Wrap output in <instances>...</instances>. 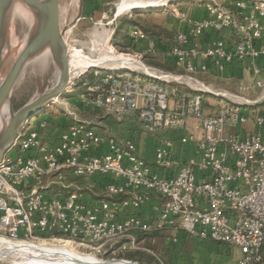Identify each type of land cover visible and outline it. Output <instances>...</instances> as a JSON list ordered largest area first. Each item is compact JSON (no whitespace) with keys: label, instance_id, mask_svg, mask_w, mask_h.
I'll use <instances>...</instances> for the list:
<instances>
[{"label":"built area","instance_id":"obj_1","mask_svg":"<svg viewBox=\"0 0 264 264\" xmlns=\"http://www.w3.org/2000/svg\"><path fill=\"white\" fill-rule=\"evenodd\" d=\"M194 1L203 4V18L157 3L183 26L165 51L175 69L189 78L209 65L221 74L247 61L257 74L264 0ZM205 34L213 38L202 45ZM127 38L145 41L140 51L119 54L132 63L84 68L66 89H80L84 106L132 121L133 137L106 136L69 109L65 125L27 120L0 159V238L157 258L146 236L177 231L218 245L229 259L237 251L232 264H264V97L226 100L207 88L180 93L172 72L142 62L156 49L154 37L129 27ZM204 93L218 99L215 112H203ZM49 103L34 116L48 115ZM141 132L153 135L150 161L134 138ZM165 243L178 244V237Z\"/></svg>","mask_w":264,"mask_h":264},{"label":"rangeland","instance_id":"obj_2","mask_svg":"<svg viewBox=\"0 0 264 264\" xmlns=\"http://www.w3.org/2000/svg\"><path fill=\"white\" fill-rule=\"evenodd\" d=\"M121 1L122 0H82L80 18L74 22L78 14L79 0H74V3L70 0H58L59 25L62 29H64V37L68 47L69 59L71 61L95 60L105 55H119L121 52H130L132 49L131 44H128L124 41L125 45H127L129 48L126 49V46H122L119 43H114L115 33H117L121 24L125 23L126 21L135 23V26L140 29L146 28L150 32L156 31L154 26L163 28L167 27V29H171L173 31L175 25L177 24L175 18H173L169 13L162 11L161 8L157 6L158 4L151 6L146 5L144 7H136L128 10L125 9L121 12H118L117 4H119ZM140 1L146 2L148 0ZM163 1H168L169 4L177 2H173V0ZM28 22H30V25ZM31 22H33V19L27 21L25 19L23 20L14 18L12 20V27H14V31L12 30V33H15H13V39L16 41V43H18V45L23 44V41L28 34L30 28L29 26L32 24ZM172 34L169 36L166 35L164 39L171 40L173 38ZM125 40L127 41V38H125ZM134 46L135 45H133V47ZM11 53H13V51H11ZM42 55L43 54L35 58V61L32 60L29 62L24 68L19 83L12 92L10 100L11 104L12 97L17 103L20 102L24 96L30 100L55 84L58 75L57 67L53 64L50 54L45 56ZM146 57L147 58L142 61L143 63H145L147 66H150L153 70L162 71L150 64V62H157L156 57H150L149 55ZM33 62L37 66H35ZM106 62V65H121L119 64L120 61H100L94 66H98ZM41 64H43V66ZM80 72L70 79H74L76 81ZM172 73L176 80L172 79L171 83H173L172 85H177L179 87L180 93L184 92V94H189L194 93L193 91H197L200 88H207L209 90L224 94L226 100L242 101L243 98L250 101H260L263 100L264 97V79L258 80L254 77L255 74H253V77L248 74L245 76H231L227 79L224 77L214 79L212 77L199 74L188 78L184 74L177 71ZM195 80H198L199 83H196ZM256 81H260V85L256 84ZM69 90L70 88L66 89L63 93H61L60 96L57 97L55 101L49 103V105L44 109L45 113L50 114L51 117L61 116L65 119L67 118L69 121L70 117L65 114L67 109L73 111L81 119H90V117H93L96 112L92 106L85 105L84 107H86L87 110H80L81 106L80 102L77 100V96L81 93V90ZM202 105L204 113H213L218 106V99L208 93H204L202 94ZM99 115H103V121L107 120V123H104L98 121L96 118V124H98L97 126L100 127V131L104 132L106 136H109L110 134L108 129H114L113 132L124 130L122 125L125 122L118 123L114 119V121L109 122L111 117L105 115L103 111H100ZM38 116H33L32 120L37 122L39 120H37ZM120 138L122 137L120 136ZM134 138H137L135 140L141 143L140 155L146 160L150 161L152 157V144L154 141L153 135L141 132L138 133ZM171 235H176L178 237L179 243L174 244L176 247H174L173 244L165 243L166 237ZM143 242L145 245L154 247L155 251L158 253L163 247H166V245L170 248L172 247L170 259L167 261L168 264H232L236 258L235 254H232L231 258L229 259L227 256L228 253L220 249L217 250L216 246L210 241H203L183 232L169 231L167 233H162V235L150 236ZM64 243L53 242L50 244L62 245ZM72 248L78 253L90 254L92 256L94 255L100 260L117 259V257L122 256L123 254L120 250H115L103 255L94 254L75 246H72ZM129 252L131 251L127 250L125 254H128ZM23 260L24 258L21 259L17 255L9 254L2 258L0 263L21 264L20 261Z\"/></svg>","mask_w":264,"mask_h":264},{"label":"water","instance_id":"obj_3","mask_svg":"<svg viewBox=\"0 0 264 264\" xmlns=\"http://www.w3.org/2000/svg\"><path fill=\"white\" fill-rule=\"evenodd\" d=\"M21 3L30 12L33 22L23 44L16 43L13 55L6 50L11 38V16L15 3ZM82 0H79L76 22L81 15ZM50 54L53 64L57 67V80L53 86L31 98L14 111L11 95L19 83L26 65L39 55ZM6 65L8 67L6 68ZM69 52L64 37V29L59 25L58 0H0V111L7 104L8 111L5 121L0 122V159L12 143L22 125L32 118L46 104L64 92L70 82ZM124 264H138L125 259H111ZM108 260H101L105 262Z\"/></svg>","mask_w":264,"mask_h":264},{"label":"bare ground","instance_id":"obj_4","mask_svg":"<svg viewBox=\"0 0 264 264\" xmlns=\"http://www.w3.org/2000/svg\"><path fill=\"white\" fill-rule=\"evenodd\" d=\"M70 1L74 3V0H70ZM156 2L158 3V1H154V0H148L146 2H142L140 0H122L121 2H119V4H117L118 5L117 10L118 12H121L122 10L125 9L128 10L136 7H144L146 5L151 6V5H155ZM14 18L23 19V20L25 19L27 21L32 20L31 12L19 2L13 5L11 19L13 20ZM28 23L30 25V22ZM13 28L14 27L11 26V38L6 46V50L9 51L10 53L11 51L13 52L15 51L13 55L16 56L19 50H15L16 41H14L13 39V35L15 34L14 32H13L14 34L12 33ZM43 55L44 56L48 55V53H44ZM11 57L13 56L11 55ZM100 61L101 62L120 61V63H132V61H130V59L124 55H105L95 60H84V61H77V60L71 61L69 59L71 78L74 77L82 69L90 66H94ZM43 64L41 65L43 66ZM34 65L37 66L35 63ZM7 67L8 65H6V68ZM7 111H8V105L5 104L0 111L1 123L2 121L3 122L5 121V117L7 116ZM9 254L17 255L21 259L24 258L23 261H20L21 264H124L122 262H116L112 260L101 262V260L94 255L92 256L90 254L78 253L72 248V245L69 242L64 243L62 245H55L50 243L15 242L0 238V258L5 257Z\"/></svg>","mask_w":264,"mask_h":264},{"label":"crops","instance_id":"obj_5","mask_svg":"<svg viewBox=\"0 0 264 264\" xmlns=\"http://www.w3.org/2000/svg\"><path fill=\"white\" fill-rule=\"evenodd\" d=\"M174 1H177V2L176 3H171L173 6L178 7L180 10L188 13L190 16H192L194 18L200 19V18H203L205 16V10H204V6H203L202 3H195L194 0H173V2ZM227 1H229V0H227ZM176 22H177V24L175 25V28H174L173 31L171 29H167V27H164L163 28V27L154 26V28L156 30L155 31V34L148 35L150 37H154V39H155V41L157 43V46H156L155 51L151 55L150 54L149 55L151 57L152 56L156 57L157 58L156 59L157 62L160 63L161 65L173 66V64L171 63V61L168 58H166V56H165V51L168 49V46L170 45L171 40H173V38L171 40H169V39L168 40L167 39L165 40L164 37L166 35L169 36L172 33H173L172 35L174 37L175 33L178 32V31H180L183 28V26L180 23H178V21H176ZM262 23H263V27H264V19L262 20ZM132 27H137V26H132ZM220 35L223 36V37H225L228 40H232V38H233L232 35H230V33L228 31H223ZM126 38H127V36H126ZM212 38H213V35L212 34H205L203 37H201V44L202 45H205L206 42L209 39H212ZM124 41L126 43L132 45V49L130 51H140L145 46V41H138V42L132 43V42H129L128 38H127V41L126 40H124ZM133 45H135V46L133 47ZM256 45L259 48L260 47H263L264 48V28L262 30L261 37L258 39ZM125 48L126 49H129L127 45H126ZM145 58H147V57H145ZM256 65H257V67L259 69V72L257 74H255V73L252 72V69L250 68V65H249V63L247 61H243V62H234V63L228 65L225 68L224 72L221 73V74L218 73V72H216L211 67V65H209L208 66L209 67V70L206 73H200L199 75H205L207 77H212L214 79L215 78H222V77H224V78L227 79L228 77H231V76L232 77L233 76H235V77L236 76H242V75L245 76V75H248V74H250L253 77V74H255L254 75L255 78H257L258 80H260V79L263 80L264 79V55H261V56H259L256 59ZM80 106H81L80 107V110H82V111L87 110V108L84 107L83 104L80 103ZM95 112H96V114L93 117H90V119L93 120V123L96 124V118L98 119V121L107 123V120H104L103 121V115H99L100 110L95 109ZM32 118H31V120H32ZM48 118L49 119H52L51 121H53L55 123H59L60 125H65V124H68L70 122L69 120H67V118L65 119V118H63L61 116L51 117L50 114L44 115V116H41V117L39 116L37 118V120L38 119L39 120H43V119H46L47 120ZM104 119H109V118H104ZM114 120L111 117L109 119V122L114 121ZM115 121H117V120H115ZM35 122L32 120V124L33 125H36L37 122L36 123ZM117 122L120 123L119 121H117ZM123 122H125L124 123L125 125L124 124L122 125L123 126V129H124L123 131H119V132L114 131L113 132L114 129H108L109 130V133H110L109 135L110 136H113V137H118L119 136L118 138H120V136L122 138H128V137L131 138V137H133V132L131 130L132 125H133L132 124V121H122V123ZM96 125H98V124H96ZM99 129H100V127H99ZM115 133H116V135H115ZM137 147H138L139 152H141V150H140L141 149V143L138 142L137 143ZM234 254H235L236 258L239 256V253L237 251L234 252Z\"/></svg>","mask_w":264,"mask_h":264},{"label":"trees","instance_id":"obj_6","mask_svg":"<svg viewBox=\"0 0 264 264\" xmlns=\"http://www.w3.org/2000/svg\"><path fill=\"white\" fill-rule=\"evenodd\" d=\"M132 27V26H135V23H132L130 21H126L125 23H122L121 26L118 28V31L117 33H115L114 35V43L116 44H120L122 46H126L125 43H124V40L127 36V30L129 27ZM142 28V27H141ZM143 31L145 33H147L148 35H152V34H155L154 31H148L146 28H142ZM151 55V54H150ZM149 55V56H150ZM151 57V56H150ZM150 64H152V66L154 67H157L161 70H164V71H167V72H179L177 69H175L173 66H167V65H161L160 63L158 62H150ZM15 99L12 97V106H13V109L14 111L17 110L18 108H20L24 103L27 102L28 98H26L25 96L20 100V102H15L14 101ZM158 235H162V233H155L153 235H149V236H146L145 239L149 238L150 236H158ZM147 247H149L156 255H157V258L154 257L152 254L150 253H147V252H144V251H140V250H136V251H131L129 252L128 254H125L126 251H123L122 253V256H119L117 257V259H125V260H130V261H133V262H137L138 264H168V260L170 259V256H171V248L168 247L166 245V247H163L160 252H156L154 247H151V246H148L146 245ZM174 247H176L174 244H173ZM217 250H222L221 247H219L218 245H215ZM262 251H263V256H264V244H263V248H262Z\"/></svg>","mask_w":264,"mask_h":264}]
</instances>
